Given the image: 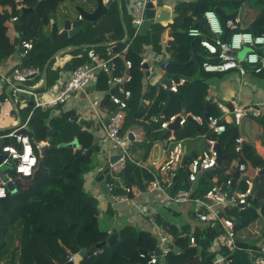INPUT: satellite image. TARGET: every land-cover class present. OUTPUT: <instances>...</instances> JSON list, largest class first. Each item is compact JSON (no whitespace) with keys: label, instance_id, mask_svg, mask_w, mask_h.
Wrapping results in <instances>:
<instances>
[{"label":"trees","instance_id":"1","mask_svg":"<svg viewBox=\"0 0 264 264\" xmlns=\"http://www.w3.org/2000/svg\"><path fill=\"white\" fill-rule=\"evenodd\" d=\"M8 1L0 0V5L4 7ZM63 1L45 0L40 3L37 11L31 10L26 13L13 9L11 14L14 18L21 17L19 24L21 34L27 40L34 39V48L29 55L23 57L20 69L35 67L43 70L47 58L42 54L43 44L38 43V34L40 30L50 24L51 17ZM224 1L232 2L234 8L238 10L248 0ZM216 4V0H198L196 4L177 7V18L172 27L175 42L172 47L173 62L170 63L169 74L176 76L179 81L185 80L182 89H187L185 97L190 104L188 113L195 114L198 112L197 106L202 110L207 105L204 103V98L208 85L206 80L201 77L204 75L202 64L209 60L207 54L199 58V64L193 60L192 43L198 51H201L200 42L202 39L189 37L188 31L191 28H197L207 35L208 29L202 25L205 21L204 15L207 11L214 10ZM7 20L8 14L0 12V63L8 60L16 51L15 45L8 36V28L5 26ZM98 22L99 27H108L110 30L100 32L99 27L92 30L89 25L87 30L79 35V41L120 37V25L112 27L111 20L109 22L107 18H102ZM246 31L255 32V35H257L256 32L264 33V19L262 18L258 25H253ZM90 51L93 49L84 50V52ZM84 62L85 59L77 54L65 65L64 69L75 70L84 66ZM50 71H52L51 67L48 74H51ZM100 81L106 86L109 77L104 74L99 76V89ZM132 84L133 80L129 86L133 95L129 101L122 136H125L131 128L144 125L141 122L142 118L160 115L167 99L166 92L158 91L154 87H149L148 92L144 95H136ZM194 91L197 92H195L196 99L192 101L191 97H193ZM110 94L104 102V109L108 110L107 112L111 115L116 107L110 100ZM141 97L153 101L147 115L141 106ZM29 112L28 110V114ZM165 115L167 116L166 113ZM27 117V112L25 116L22 115L23 120H26ZM70 118L75 121L70 122ZM77 120L71 112H59L57 116H52L50 111H34L28 124L27 134L32 140L35 153L39 157V163H42L43 167H39L34 175L25 181L16 176V192L9 191L8 196L0 200V264H67L71 256L84 249L89 250L111 237L99 226V217L95 212L97 200L85 190L87 176L97 169V155L100 152V147L96 143L94 134L90 130L84 129L85 124L82 126L81 122H77ZM187 124L192 125L193 135L196 134L195 130L198 128L200 133L204 128L208 131L206 126L201 127L192 122ZM151 126L146 132L148 136L158 129L155 125L151 124ZM233 129V126H227L225 138L220 142V144L224 143L231 151L227 160L225 159L227 163L206 172L205 181L200 182L197 190L192 194L193 198H203L208 191L217 187L215 178L218 175L224 176L233 161L237 162L238 167L244 164L249 173L250 171L254 173L257 169H264V162L255 155L251 148L246 147L239 153L236 152V140L231 138ZM162 136L163 134L160 133L154 139H162ZM74 140L79 142L78 150L59 148L61 144H69ZM41 143H46L45 147H49L44 156L41 155L44 147L39 149ZM192 160L188 158L186 167L179 180L174 184L173 194L179 190L190 188L189 184H184L186 178L188 180V166ZM235 177L233 174L226 180L233 182ZM152 178L149 168L143 165L140 167L135 161H128L119 175V185L112 186V194L115 197L123 196L125 194L123 185L131 188L138 182L142 183L141 189H146L148 186L146 184L151 182ZM144 179H146L145 184H143ZM246 179L250 178L245 176L239 183V192L247 189ZM110 180L112 179L110 178ZM251 180L257 181V190L250 199V205L245 209L228 206L222 212L223 215L235 219L236 244L239 248L234 253L225 249L227 264H253L247 250H257V244L264 238V223H262L264 222V173L256 175ZM227 181L224 186H221L224 190H227ZM236 187L237 184L234 185L233 193H235ZM129 197L132 198V195ZM161 226L173 236L177 246L184 242L182 235L189 231L187 228L179 231L169 224L162 223ZM218 236V231L214 227H209L194 237L197 243L196 248L186 249L180 254L172 252L167 257L165 264H182L195 258L199 253L198 248L202 250L201 264H214L217 256L210 253L208 249ZM156 249L157 240L152 233L127 226L119 230L118 239L110 247L97 250L95 255L86 256L80 264H147L150 255Z\"/></svg>","mask_w":264,"mask_h":264},{"label":"crops","instance_id":"2","mask_svg":"<svg viewBox=\"0 0 264 264\" xmlns=\"http://www.w3.org/2000/svg\"><path fill=\"white\" fill-rule=\"evenodd\" d=\"M42 1L45 0H30L29 2H26V0H9L6 6L3 7L2 5H0V12L8 14V20L5 26L8 28V36L11 41L13 40V38L10 35V24H12L11 21L12 19H14V16L11 14L13 9L21 12L22 9H34L36 6H38L39 9L40 3ZM103 1L104 3L112 1V5L108 13L102 18H107L109 22L111 20L112 27L120 25V37H107L102 40L93 39L90 41L83 42L79 41L78 38L80 36H77L74 38H70L64 42H53V25L57 24L59 26H62L65 21L66 15H69V17H71L73 20H77V23L81 25V15L77 11V9L80 7L88 12H91L96 6V0H64L58 6L56 13L51 17L50 24L43 28V42H40V37L38 34V43L43 44V47L41 49L43 52L42 54L44 57L47 58L43 70L41 69L42 76L36 79V81L28 82L27 84H25V86H36V88L34 89H43L45 91L55 85H59L65 82L73 73L74 70L64 69V67L74 58V56H76L77 54L82 56L85 59V62L83 64L86 65L90 63V52H94L101 58H105L106 46L111 43H114L116 45L115 52L120 53L122 55L121 58H118L116 61L118 73H122L125 70V63L127 60L132 61V63L134 64V67L132 69V88L134 89V92H136V95L146 94L149 90V87H154L158 91H164L167 93V99L164 103L165 109L167 101L169 99V88L172 86H169V82H171L172 84H179L183 80L181 79L179 81L177 80L176 76H172L169 74L171 66H169L167 69H164V63L166 61L170 63L171 61L173 62L172 47L174 46L175 42V34L172 27L177 18V7L180 5L196 4L198 0H165L166 7L171 10L170 20L164 24L153 23L151 29L147 31L146 35H140V31L137 35L135 34L133 18L128 15V11L125 7H123L121 17L120 9L118 6V0ZM216 2L217 4L214 11L217 8H220L224 12H226V15H232L236 12L239 13L236 18L239 21V26L237 29H235L231 25L233 22L232 20H229L226 23V27L229 29V32L225 40H228L234 32L246 31V29H251L253 25H258L259 21L262 18L264 19V0H248L245 5L238 10L234 8L232 2L226 3L224 0H216ZM219 2L221 4H218ZM102 18H100L99 20H101ZM219 18L221 20L220 16ZM17 19V22L14 23L16 26L17 39L14 43L12 41V43L16 47V51L8 60L4 61L3 63H0L1 102H4L9 99L10 95L13 93L12 85H10L7 81L8 77L13 73L15 69H20V66L23 63V53L19 51V43L21 35H23L21 34L19 27L21 17H18ZM221 23L224 28V23L222 20ZM90 26L92 30H95L97 27H99V22L97 21L95 23H91ZM99 28L100 32H106L110 30V28L108 27L104 28L100 26ZM61 29L62 28H60V31ZM200 31L202 32L203 38L211 39V35L208 30L207 35L204 34L202 30ZM256 34L264 36V33L256 32ZM14 36L15 34L13 33V37ZM222 39H224V36L222 37ZM26 41L34 42V39H26ZM84 45H94V47L84 48ZM75 47L79 48L77 49ZM85 49H93V51L84 53L80 52ZM60 51H63L62 54H60L48 65L46 78H44L43 74L46 65ZM194 51L198 53V61L202 55L207 54V52L202 47L201 51H198L195 48L194 43H192L193 60ZM247 52L248 49H243L241 52H239V60H243ZM208 57L209 60L207 61L216 62V59L214 57H210L209 55ZM50 67L52 71H50L51 74H48V70ZM247 70L248 73L245 76L240 75L238 71H231L227 73H207L203 70L204 75H202L201 78L205 79L208 85L207 93L204 98V103L207 105L202 110L201 107L197 106L198 112H196L195 114L193 112H190L189 114L198 116L202 115L204 117V113L208 106L209 115L211 112L210 116L220 117L221 112L217 107L218 103H222L230 109H233L234 107L246 106L255 107L261 113L259 118H245L241 120L238 125L230 123L227 126H233L234 129L235 127L238 128L240 142L236 141V152L239 153L242 149L246 147L251 148L254 151L255 155L258 156L264 162V72L255 73L252 69ZM99 76H101V74ZM99 76L95 80L94 86L89 89L87 96L82 94L76 95L75 99L69 106L59 107L57 111L52 113V116H57L59 112H71L74 114L75 118H81L79 122L82 123V126L85 124V126L83 127L84 129H88L94 134L96 143L100 147V152L97 155V169L87 176L85 190L88 194H90L97 200V209L99 212V226L101 230L108 232L110 235H112L115 226H118L117 233L119 236V230L127 226H132L140 231L150 232L155 236L157 226H160L162 223L169 224L176 227L179 231H183L186 228L189 230L188 232L182 235V239L184 242H182L180 246H177L175 244V248L178 249L175 253L180 254L183 253L186 249L196 248L190 243V237H195L198 233H203L209 227L215 228V225L211 226L209 223H203L199 220L197 211L198 207L196 205L186 203L179 205H171L167 207L165 204L166 196L164 194L159 192L151 193L148 190L154 178H152L151 182L146 184L148 185L146 189H141V182H138L131 187L133 189L141 190L142 193L140 196L137 197L133 195L132 198L129 197V207L119 212L118 215L115 214L112 206L106 200H102L103 195L101 193L98 183L96 182V178L101 175V173H103V171L111 164V160L114 157L120 155V151L118 147H116L107 139L105 128L106 124L104 123L103 126L100 123L99 126V123L93 118L91 112L92 103L93 105H96L100 108L101 115L106 121L109 117V113L107 112L108 110L104 109V102L108 98L110 93V100L111 97L114 95V90L110 87L109 81L106 86L105 84H103L102 81H100V89L98 88ZM19 87L20 89H22L21 86ZM182 87V85L179 86V92L177 94H181L184 98L188 113V108L190 104L185 97L187 89L184 90L182 89ZM195 92L196 91H194L193 93V97H191L192 101L196 99L197 92ZM208 94L211 96L210 101H207ZM142 99L143 103L141 104V106H143V110L147 115L153 105V101L151 99H145L144 97H141L140 103ZM146 102H150V105L146 106ZM182 108V102L179 99H175L169 104L168 108L165 111L167 116L165 115V113L164 115H162V113L160 115L168 117L176 114H182ZM11 109L14 110L15 106L11 103H6L3 107L0 108V113H5V111H9ZM26 112L28 115L27 109L24 111H20L19 118L23 120L22 115ZM150 118H142L141 122L144 123V125L131 128L123 137L128 138L130 140L129 153L131 161L137 162L138 166L140 167H142L143 165L149 169H152L153 172H156L159 165H161L163 161H165L167 157V151L171 143H169V141L167 142L163 138V136L162 139H154L155 136L160 134L156 130L150 136L147 135L146 132L148 131V128L152 127ZM8 125L0 123V130L8 128ZM234 129L231 135L232 139L234 136ZM195 131L196 134L193 135L194 129L190 124H187L185 127H182L177 131H174V136L177 139L181 137L180 140H183L185 142V150L187 152L188 158L194 159L202 156L207 149L209 138H215L218 141L220 145L221 154L223 157H225V159L231 154V151L226 147L224 143L220 144V142L225 138V135H221L218 137L210 135L205 128L201 133L199 128ZM133 132L140 133L142 135V140L136 141L131 139L130 135ZM226 160H224L223 164L227 163ZM258 170L259 169H257L252 175L249 173V171H247L245 174H240L239 179H237L235 182V184H237L235 193H241L238 190L239 183L241 182V180L244 179L245 176H248L250 179H253L256 175H258ZM237 171L238 164L236 161H233L230 167L226 170L224 176L218 175L215 178V183L218 185V183L221 182V186H224L225 182L227 181V177H230L231 174H235L236 176ZM205 176L206 172L200 173L197 182L195 183H189L186 178V183L184 185L189 184V187L192 188L195 192L200 182L205 181ZM145 183L146 179L143 180V184ZM123 186L125 187V185ZM113 197L115 196L113 195ZM257 247V250H247L249 258H251V262L253 264H261V261L264 260V238L257 244ZM198 250L199 253L195 258L185 261L182 264H201L202 250L201 248H198ZM208 251L210 253H214L217 258H224L226 257L227 253L225 249L223 250L214 245V242L212 246L209 247ZM225 264H227V261Z\"/></svg>","mask_w":264,"mask_h":264},{"label":"built area","instance_id":"3","mask_svg":"<svg viewBox=\"0 0 264 264\" xmlns=\"http://www.w3.org/2000/svg\"><path fill=\"white\" fill-rule=\"evenodd\" d=\"M157 0H138L137 9L138 16L133 19L137 26L135 34L137 35L140 28L144 24V12L149 2L155 3ZM165 1V0H164ZM82 19V17L80 16ZM205 22L208 26V31L211 39L203 38L202 32L197 28H191L188 35L191 38H202L200 45L207 52L210 57H214L216 62L205 61L202 64V69L207 73H227L231 71H238L240 75L245 76L248 73L244 64H247L253 69L255 73L264 72V36L254 35L247 31H236L228 40L222 39L224 36V28L218 14L214 10L207 11L204 15ZM17 18L12 19V23L17 22ZM235 29L239 26L238 19L231 24ZM19 37V36H18ZM167 43V42H165ZM129 46V44H128ZM127 46V48H128ZM23 57L31 53L34 44L31 41L24 42ZM116 45L109 44L106 46V57L101 58L94 52L89 53L90 63L79 67L73 71L71 76L63 83L55 85L45 91L40 92L38 89L34 91L36 86H29L22 88L19 84H27L30 81L42 76L40 68H23L15 69L8 77L7 81L12 85L13 93L10 98L4 102L0 101V108L4 104H13L14 110L0 113V123L9 124L8 128L0 130V200L8 196L9 185H13L16 189V176L23 181L31 178L36 170L39 168V157L35 153L33 143L29 135L28 124L34 111H50L54 113L59 107L69 106L76 95L82 94L87 96L88 91L94 86L95 80L100 74L109 77L110 87L114 90V95L111 97L112 104L116 110L109 114L108 119L110 124L106 126L107 139L118 147L122 158L115 164L109 165V177L114 182H119V175L124 170L126 163L131 161L130 158V140L122 136V129L127 117V110L129 108V101L132 98V91L129 86L132 83V69L133 63L127 60L125 70L118 74L116 61L121 58L120 53L115 52ZM243 49H248L243 60H239L238 53ZM170 66V62L164 63V69ZM185 80L179 84H172L169 88L170 92L177 94L179 86L183 85ZM29 94L31 99L27 100L21 97L20 93ZM211 100V96L207 95V101ZM146 106L150 102L145 103ZM91 112L93 118L104 126L105 120L101 115L100 108L91 103ZM221 112L220 117L209 116L206 120L203 116L193 114H176L170 117L161 115H154L150 118L152 125L158 127L157 132L165 134L169 127L179 120L180 128L185 127L187 123L192 122L201 127H207L210 135L221 136L227 131V125L233 123L238 125L241 120L245 118H259L261 113L253 106L234 107L230 109L222 103L217 104ZM29 110L28 117L25 121L20 119V111ZM81 118H78L77 122ZM70 122H74L72 118ZM143 132V131H142ZM174 131L168 139L171 143L165 161L159 165L156 172L150 169L154 180L149 186V192H159L166 196V206L179 204H193L198 207V218L203 223H209L211 226L218 225L221 233L214 240V245L221 249H227L230 253L239 250L236 244V222L233 217H227L222 214L226 207H245L250 205V199L253 196V181L246 179L247 189L241 193H232L229 198V190L232 184L231 180L226 183L227 190L222 187H214L203 198H193L194 193L192 188L187 190H179L176 194L170 195L167 189L173 184L175 176L181 169L182 159L185 153V142L177 139L174 136ZM134 140L141 141L142 135L140 133H132ZM240 142V140H236ZM218 141L215 138H209L207 149L202 156L194 158L188 166V180L190 183L197 182L198 176L202 172H207L218 167V151L216 149ZM46 143H41L39 149L45 147ZM41 156V155H40ZM8 167V170L4 168ZM240 174H245L247 168L244 164L238 167ZM259 169L257 172H260ZM15 174V175H14ZM233 174H231L232 176ZM15 176V177H14ZM112 184L110 185L112 191ZM229 188V190H228ZM125 194L123 196L114 197L116 201L130 202L129 195L140 196L142 191L129 187H123ZM16 192V190H15ZM14 192V193H15ZM155 238L157 240V249L150 255L147 264H164L167 257L173 252L175 248V240L173 236L168 233L163 226H157ZM190 243L197 247L194 237H190ZM159 250V255H157ZM77 255V254H76ZM76 255L70 257L69 262H75ZM227 257H219L214 261V264H225ZM264 264V260L261 261Z\"/></svg>","mask_w":264,"mask_h":264},{"label":"water","instance_id":"4","mask_svg":"<svg viewBox=\"0 0 264 264\" xmlns=\"http://www.w3.org/2000/svg\"><path fill=\"white\" fill-rule=\"evenodd\" d=\"M19 1H23V0H19ZM137 4H138V0H118V6L120 9L121 17H122L123 7H125L128 11V15L131 16L133 19H135L138 16ZM111 5H112V1H108L107 3H104L103 0H96V6H95L94 10L91 12H88V11L79 7L77 9V11L80 13V15L82 17L81 25H79L77 23V20H73L71 17H69V15H66L65 21H64L62 26H59L57 24L52 26V41L55 43L64 42L70 38H74V37L79 36L84 30H86L88 28L89 24L95 23L100 18L105 16L108 13ZM37 9H38V6H36L34 9H22V12L26 13V12L31 11V10L37 11ZM215 12L221 17V20L224 23V30H225L224 40H225L227 38L228 32H229V29L226 27V23L229 20H232L233 22H235L239 13L236 12L232 15H226V12H224L220 8H217L215 10ZM170 18H171V10L166 7L164 0H157L155 3L149 2L147 7H146V11L144 12V24H143V27L140 29V35H146L147 31L151 29L153 23L164 24V23L168 22L170 20ZM202 25L206 29H208V26H207L205 21L202 23ZM134 27H135V29L137 28V26L135 24H134ZM60 28H62L61 31H60ZM39 37H40V42H43L42 30H40V32H39ZM25 41H26L25 36L21 35V39H20V43H19V46H20L19 51L21 53H24L23 45H24ZM111 44H114V43H111ZM83 47L84 48H93L94 45H84ZM75 48L78 49L79 47H75ZM63 51H60L59 53H57V55L54 56L51 59V61L46 65V67L44 69V74H43L44 78H46L48 65L54 59H56L60 54H62ZM194 61L197 64H199L198 53L196 51H194ZM244 66L247 69H252L247 64H244ZM171 85H172V83L169 82V86H171ZM19 86H21L22 88H27L24 84H19ZM33 90L36 91L37 89H33ZM20 95H21V97H23L27 100L31 99L29 94L22 92V93H20ZM175 99H179L183 104V108H182L181 113L182 114L187 113L186 104H185V101H184V98L182 97V95L181 94H173L170 92L169 93V99L167 101V104H166L164 111L162 112V115H164L169 104ZM142 103H143V99L141 100V104ZM114 114H112V116H114ZM209 116H210L209 115V107L207 106L206 111L204 113V118L207 120ZM105 124H106V126H108L110 124V120L107 119L105 121ZM81 125H82V123H81ZM178 129H180L179 120L177 121V123H175L169 127V129L163 135V138L168 142V139L171 137L172 131H177ZM130 137H131V139L134 140L132 134L130 135ZM238 139H239L238 128L235 127L233 140H238ZM53 148H56V147H53ZM59 148H71V149L78 150L79 149V142H78V140H74L72 143H69V144H61L59 146ZM48 149H49L48 146L44 147L41 151V155L44 156ZM216 149H217L218 155H219L217 163H218V166H221L225 160V157H223L221 155L219 144L217 145ZM121 158H122V155H118V156L114 157L111 160V164H115ZM187 162H188V155H187V152L185 150V153H184V156L182 159V163H181V169L179 170L178 174L175 176V178L173 180V184L166 191L170 195H173L172 190H173L174 184L177 182V180L181 176L183 169L186 167ZM39 167L40 168L43 167L42 163L39 164ZM109 171L110 170H109V166H108L103 171V173H101V175H99L96 178V182L98 183L100 190H101V193L103 195L102 200H106L112 206L115 214L118 215L119 212H121V211L125 210L127 207H129V202L128 201L119 202V201H116V199L113 197L110 185L111 184L112 185H119V182H114V181L110 180ZM263 173H264V169L261 170L258 173V175H262ZM239 177H240V172L237 171L235 180H233L231 187H230V190H229V198L231 197V195L233 193V188H234L235 182L237 179H239ZM217 187H221V182L218 183ZM8 189L11 193H14L16 190L13 185H9ZM256 190H257V181L254 180V182H253V193H255ZM95 212H96V215L98 216L99 215L98 209ZM215 229L218 230L219 234L221 233V229L218 225H215ZM117 231H118V226H115V229H114L111 237L107 241L99 243L95 247L90 248L89 250L84 249V250L80 251L75 257V262H68L67 264H79L83 260V258H85L86 256L95 255L97 253V250L102 249L104 247H110L118 239ZM177 250L178 249L174 248L173 251L177 252ZM157 255H159V250H157Z\"/></svg>","mask_w":264,"mask_h":264},{"label":"rangeland","instance_id":"5","mask_svg":"<svg viewBox=\"0 0 264 264\" xmlns=\"http://www.w3.org/2000/svg\"><path fill=\"white\" fill-rule=\"evenodd\" d=\"M30 0H26V2H29ZM13 33L15 34V36L13 37ZM16 34H17V32H16V26H15V24L14 23H12V24H10V35L12 36V38H13V43L15 42V40L17 39L16 38ZM80 52H83L84 53V50H82V51H80ZM79 52V53H80ZM26 115V113H23V116H25ZM9 168L8 167H6V168H4V170H8ZM250 174L252 175L253 174V171H250Z\"/></svg>","mask_w":264,"mask_h":264},{"label":"bare ground","instance_id":"6","mask_svg":"<svg viewBox=\"0 0 264 264\" xmlns=\"http://www.w3.org/2000/svg\"><path fill=\"white\" fill-rule=\"evenodd\" d=\"M99 21V20H98ZM90 25V24H89ZM87 30V29H86ZM85 31V30H84Z\"/></svg>","mask_w":264,"mask_h":264}]
</instances>
